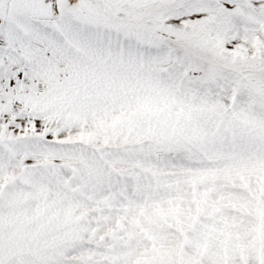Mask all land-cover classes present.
Listing matches in <instances>:
<instances>
[{
  "label": "snow or ice",
  "instance_id": "snow-or-ice-1",
  "mask_svg": "<svg viewBox=\"0 0 264 264\" xmlns=\"http://www.w3.org/2000/svg\"><path fill=\"white\" fill-rule=\"evenodd\" d=\"M0 264H264V0H0Z\"/></svg>",
  "mask_w": 264,
  "mask_h": 264
}]
</instances>
